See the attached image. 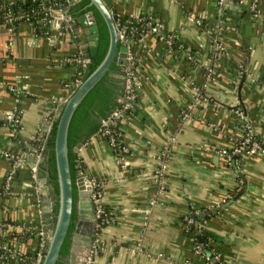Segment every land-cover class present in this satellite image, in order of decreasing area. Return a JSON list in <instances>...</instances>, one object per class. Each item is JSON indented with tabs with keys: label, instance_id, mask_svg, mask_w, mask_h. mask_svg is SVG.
<instances>
[{
	"label": "crops",
	"instance_id": "1",
	"mask_svg": "<svg viewBox=\"0 0 264 264\" xmlns=\"http://www.w3.org/2000/svg\"><path fill=\"white\" fill-rule=\"evenodd\" d=\"M105 1L118 16L151 15L184 48L155 34L139 45L142 87L135 113L121 126L122 161L96 134L78 145L83 173L102 190L109 213L94 238L93 264H203V251H196L182 222L189 205L205 206L203 212L222 206L202 224L220 263L264 264V152L243 156V163L235 157L239 171L218 152L241 138L233 103L244 105L264 138V0H226L222 19L218 0ZM78 17L65 32L58 19L53 38L34 36L27 23L11 31L0 24V150L16 156L6 186L12 159L0 153V242L9 231H25L19 241L9 239L27 254L51 222L37 154L70 93L76 62L67 59L85 56L79 40L90 42L89 23ZM167 145L157 193L155 169ZM0 264L26 263L0 252Z\"/></svg>",
	"mask_w": 264,
	"mask_h": 264
},
{
	"label": "water",
	"instance_id": "2",
	"mask_svg": "<svg viewBox=\"0 0 264 264\" xmlns=\"http://www.w3.org/2000/svg\"><path fill=\"white\" fill-rule=\"evenodd\" d=\"M89 4L98 10L105 21L109 37L108 46L97 66L77 86L73 87V92L69 93L58 107L53 140L58 207L54 222H49L42 227V233L47 237L42 264H84L85 262L98 228L95 203L91 198L92 176H78L75 151L108 114L124 87L123 67L128 63L126 56L128 47L120 43V32L116 26L118 16L112 12L105 0H89ZM78 19L83 25L89 23L84 31L87 33L86 39L90 42L87 44L84 38L82 41L79 40V44L85 51V58L88 60L89 55L94 54L97 49L98 25L92 10L80 14ZM77 38L79 39V36ZM235 157L234 154L231 164L239 171L235 165ZM42 181L46 185L45 178ZM245 190L246 187L242 192ZM221 207L219 205L201 212L199 218ZM49 208L51 209L50 200ZM197 233L200 247L211 255L202 242L199 231ZM81 249L84 250L78 259V251ZM211 257L220 264L214 255Z\"/></svg>",
	"mask_w": 264,
	"mask_h": 264
},
{
	"label": "built area",
	"instance_id": "3",
	"mask_svg": "<svg viewBox=\"0 0 264 264\" xmlns=\"http://www.w3.org/2000/svg\"><path fill=\"white\" fill-rule=\"evenodd\" d=\"M9 3L13 2L14 0H6ZM70 1H75V0H70ZM226 0H218V4H219V8H218V14L221 15L222 11H223V3ZM5 5V1L3 4H1V8H3ZM1 10V9H0ZM42 13H44V18L46 19V21L49 22V30H47L44 34L43 37L46 38H53L54 37V33L52 30V25L58 21L59 22L62 21L60 27L62 28V31H70L71 30V25H70V20H71V16L68 15L65 12V9H63L62 7H53L52 5H46L43 6L42 9ZM22 16H24L23 14H15V13H11V12H5L2 15L3 18V24L8 26V29L11 31L14 29L13 26V21L17 20L19 18H21ZM118 16V15H117ZM133 17L137 18V19H142L148 18L147 21V27L146 28H142L137 35H135V37H131L130 33L128 31L127 25L124 23H117L116 22V26L117 29L120 32V43L125 44L128 47L127 50V60L128 63L124 66V93L122 94V96H120L118 98V100L120 102H123V105L120 108H117L113 111L112 113V117L113 120H120L121 122H124L126 119L124 117L123 114V110L127 107H130L134 101V99L139 95V91L141 90L142 87V78L138 72V65L135 66V69H132V66H134L136 59V52H138V47L139 45H141L142 41L144 40L145 36L147 34H155L160 40H164L167 44H172L173 41V35L172 34H165L162 32L161 30V24L155 20V18L153 19V17L151 15H147V16H142L140 14L137 15H132ZM118 18V17H117ZM221 19H222V15H221ZM197 23L200 24V21L197 20ZM36 36V35H34ZM211 40L214 43L215 47H220V42L219 40H217L216 37H212L211 36ZM139 53V52H138ZM70 59V60H69ZM67 60L72 61V62H80L82 64H84V62L86 61L85 57H82V54H78L75 57L72 58H68ZM136 70V72L134 71ZM81 82V80L77 77L72 78L70 80L69 86L70 87H75L77 86L79 83ZM66 99V98H65ZM65 99L61 100L60 104L63 103L65 101ZM231 109L232 112L234 113V115L236 116L237 119L242 121V126L244 128V136L238 140V142H236L232 147L227 148V147H221L218 148V152L224 157V160L226 163H231L232 162V158L233 155L235 153L238 152H245L248 156L251 154H256V153H261L264 152V147H262L259 143V141L256 138V131L254 129L252 120L250 119L247 110H245L242 107L237 106V103H233L231 104ZM58 113V112H57ZM184 116H188V113H184ZM11 119L14 121L17 120L16 117H11ZM102 124L106 125L107 121L106 120H102ZM108 132L107 129L102 130L101 134H106ZM47 136V135H46ZM42 140L41 144H40V148H39V152L37 154V158L39 160H41L42 158V154H41V149L44 146V142H45V138ZM174 136L170 137V141L174 142L175 140ZM108 143L111 145V147L114 149V147L116 146L115 142L113 141L112 138H110V141H108ZM170 149V145H167L165 147V149L163 150V153L158 157L159 159V164H157L156 169H155V179L158 180L160 186L159 189L157 190V193L161 192V189L163 188L162 182H161V178L163 176V171L165 168V161L163 159V156L168 153ZM120 152L119 154L115 153L117 158L122 161L125 157H124V147H121L118 149ZM0 153L3 154L4 156L12 159L11 160V169L9 170L7 176H6V186H9L10 182L12 181V178L14 176V170H15V166H16V156L14 153H12L9 150H0ZM124 157V158H123ZM33 170H36V167H33ZM81 175L85 174L83 172H81ZM93 181V189H92V193H91V198L93 199L94 203H95V214H96V218H97V228L99 231V229L102 226V222L103 218H102V214L104 212V207L102 204V190L96 186V182L94 181V179H91ZM154 199H152V203H154ZM198 211H196L197 213ZM193 220V218H188V222H191ZM22 226L24 229H28L31 231H34V226H30V225H20ZM38 235V242H37V249L34 255V258L29 261V257L27 253H23L20 249V245L16 242H13L12 240H6V241H2L0 242V249L2 250V255L5 257H10L12 259H15L17 261H22L24 263H28V264H42V259L44 256V251H45V247H46V243H47V237L43 235L42 231L39 230L37 232ZM15 241V240H14ZM97 241V240H96ZM96 241L94 240L89 253L86 256L85 262L84 264H93L96 253L98 251V247L96 244ZM195 249L198 252H202V248L200 247V245H198L197 243H195ZM214 257L216 258V260H218V255L217 254H213ZM203 256V255H202ZM203 260L204 263L203 264H211L213 260H210L208 257H204L203 256Z\"/></svg>",
	"mask_w": 264,
	"mask_h": 264
},
{
	"label": "trees",
	"instance_id": "4",
	"mask_svg": "<svg viewBox=\"0 0 264 264\" xmlns=\"http://www.w3.org/2000/svg\"><path fill=\"white\" fill-rule=\"evenodd\" d=\"M4 1H2L1 4H3ZM46 5H52L53 7H64L66 6L67 8L65 9V12L70 15L71 17H77L81 13H84L88 10H92L93 14L96 19V23L98 25V30H99V39H98V45L97 49L94 54L89 55V59L84 62V64L80 62L75 63V69L72 74V78H79L81 81L97 66V64L100 62L102 59L105 50L108 46V29L105 24V21L103 20L101 14L98 12V10L92 5L89 4V0H75V1H70V0H14L13 2L9 3L8 1H5V5L3 8L0 7V24H3V18L2 15L5 12H13L15 14H23L21 18L14 20L13 21V26L14 29L17 28L21 23H27L31 26V31L34 35L37 37H43L45 32L49 30V22L46 21L44 18V13H42L43 6ZM147 21L148 18H142V19H137L133 16H118L116 19V22L121 24L124 23L127 25L128 31L130 33L131 37H135L137 33L142 29L147 27ZM182 42L177 39L175 36L173 38L172 44L173 46H178L181 45ZM136 61L134 63V66H132V69H135L134 67L138 65L139 62V53L136 52ZM82 57H85L82 55ZM124 70V67H123ZM136 72V70H134ZM73 92V88L70 87V93ZM124 93V87L120 93V96ZM119 96V97H120ZM138 96L134 99L132 105L130 107H127L123 110V114L125 119H129L134 113H135V102L137 100ZM123 105V102H120L118 99L111 108V110L108 112V114L104 117L103 120L107 121L106 125L102 124V121L100 124L82 141L88 140V138L96 134L103 138L106 141H110V138L113 139L115 142L116 146L114 147V152L119 154V148L121 150L122 147V139H123V130H122V123L120 120H113L112 113L115 109L120 108ZM237 106L242 107L245 109L244 105L241 103L237 104ZM246 110V109H245ZM57 123V118H54L52 121L51 128L49 132L47 133V136L45 138L44 146L41 149V154L42 158L39 160L37 164V174L39 177L45 178L46 181V186H47V194L48 197L50 198L51 202V211L49 213L50 215V221L54 222L55 220V214L57 212V207H58V184H57V176H56V167H55V159H54V150H53V140H54V133H55V127ZM238 126L241 131V138L244 136V128L242 126V121L238 119ZM107 129L108 132L106 134H101L102 130ZM240 138V139H241ZM256 138L259 141L260 145L264 147V138L258 134H256ZM236 159L239 161V163H243V156L247 155L245 152H238L235 153ZM75 156H76V161H77V166H78V176L81 175V172H83L82 168V162L80 161L78 152L75 151ZM226 163V162H225ZM227 166H230L231 163H226ZM205 206H201L196 208L195 206L191 207L190 205L188 206L187 212L182 216V222L184 227L186 228V231L190 234H192L194 238V243H197L200 245V241L198 240V231L199 234L202 236V242L204 243L205 247L209 249L210 254H214V250H211V246H207V240L205 237V234L203 233V221L205 218H199V215L203 210ZM196 211H198L196 213ZM109 215L107 210H104L102 214L103 221L107 216ZM188 218H193L191 222H188ZM198 220V222H196ZM104 224V223H102ZM26 233L25 231H23ZM23 233V234H24ZM19 232H8L5 235L4 241L9 240V238H15L18 241L21 239L22 235ZM30 236V234H26L25 236ZM24 237V236H23ZM16 240V241H17ZM72 244V240H71ZM70 244V248H71ZM37 249V245L28 253L29 261H31L34 258L35 252ZM203 251V256L208 257L210 260H212L211 255H208L206 252ZM0 252L2 253V250L0 249ZM69 254H70V249H69ZM27 264V263H26ZM211 264H217L214 260L212 261ZM223 264V263H220Z\"/></svg>",
	"mask_w": 264,
	"mask_h": 264
},
{
	"label": "flooded vegetation",
	"instance_id": "5",
	"mask_svg": "<svg viewBox=\"0 0 264 264\" xmlns=\"http://www.w3.org/2000/svg\"><path fill=\"white\" fill-rule=\"evenodd\" d=\"M83 237H84V236H83ZM83 250H84V249H81V250L78 251V257H77L78 259H79L80 255L83 253Z\"/></svg>",
	"mask_w": 264,
	"mask_h": 264
}]
</instances>
